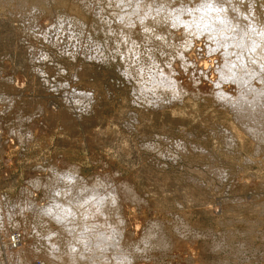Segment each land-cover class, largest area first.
Masks as SVG:
<instances>
[{"label": "rangeland", "instance_id": "rangeland-1", "mask_svg": "<svg viewBox=\"0 0 264 264\" xmlns=\"http://www.w3.org/2000/svg\"><path fill=\"white\" fill-rule=\"evenodd\" d=\"M135 1L0 0V264H264V138L232 111L264 92L247 52L264 51V1L201 17L212 0ZM97 187L90 229L46 209Z\"/></svg>", "mask_w": 264, "mask_h": 264}, {"label": "bare ground", "instance_id": "bare-ground-1", "mask_svg": "<svg viewBox=\"0 0 264 264\" xmlns=\"http://www.w3.org/2000/svg\"><path fill=\"white\" fill-rule=\"evenodd\" d=\"M121 1V0H120ZM134 1V0H133ZM144 1V0H143ZM149 1H151V0H149ZM209 1V0H208ZM211 1V0H210ZM213 1V0H212ZM219 1H221V0H219ZM219 1H216V3L217 2H219ZM223 1V0H222ZM221 1V2H222ZM225 2H227V1H229V0H224ZM223 1V2H224ZM234 1V0H233ZM231 2L233 5H234V2ZM237 1V0H236ZM244 1V0H243ZM243 1L241 2L242 4H244L243 3ZM250 1V0H249ZM264 0H261V4H263L262 2H263ZM116 2H117V0H116ZM142 0L141 1H137V3L138 4H136V1H135V3H134V5H131V8L133 7V6H140V5H142V3H144V2H142ZM154 2V1H153ZM186 2V1H185ZM197 2H198V0H197ZM197 2H195L196 4L195 5H200L199 4V2H198V4H197ZM207 2V1H206ZM206 2H203V3H206ZM214 2V4H212V6L211 5H209L208 3H207V5H204L202 8H199V12L200 13H202V14H200L199 13V15H200V17L201 16H205L206 14H208V16H215V15H217V9H214L215 7L213 6V5H217L216 3H215V1H213ZM225 2H224V4H225ZM239 2V4H241ZM141 3V4H140ZM146 3L148 4V1H146ZM182 3V2H181ZM210 3H212V2H210ZM230 3V2H229ZM237 3H238V1H237ZM136 4V5H135ZM140 4V5H139ZM190 4V3H189ZM201 4H202V2H201ZM223 4V3H222ZM223 4V5H224ZM254 4V3H253ZM144 5V4H143ZM146 5V4H145ZM149 5L151 6V4L149 3ZM193 5V4H192ZM203 5V4H202ZM202 5H200V6H202ZM219 5H220V3H219ZM218 5V6H219ZM225 5H227V3L225 4ZM230 4H228V6H229ZM233 5H231V6H233ZM252 5V4H251ZM257 5H259V4H257ZM136 6V8L137 9H139L140 7H137ZM149 6V7H150ZM191 6V5H190ZM189 6V7H190ZM263 6V5H262ZM147 7V8H146ZM148 7V5L147 6H143V8H145V10L146 9H148L149 8ZM152 7V6H151ZM150 7V8H151ZM193 7V6H192ZM199 7V6H198ZM217 7V6H216ZM234 7V6H233ZM232 7V8H233ZM142 8V7H141ZM142 8V9H143ZM164 8V7H163ZM169 8V7H168ZM225 8H228V7H225ZM224 8V9H225ZM252 8V7H251ZM134 9V8H133ZM137 9H136V13H138V11H137ZM152 9V8H151ZM151 9H150V11H151ZM196 9V8H195ZM149 10V9H148ZM153 10V9H152ZM166 10V9H165ZM170 11H171V9H169ZM194 10V9H193ZM227 10V9H226ZM247 10H248V8H247ZM135 11V10H134ZM143 11H144V9H143ZM143 11H142V13H143ZM158 11L160 12V10H157V13H158ZM220 11V10H219ZM218 11V12H219ZM223 11V10H222ZM256 10L254 9V11L253 12H255ZM140 12V11H139ZM145 12V11H144ZM146 12H148L147 10H146ZM154 12L156 13V10L154 9ZM162 12H164V9H162ZM161 12V15H162V17L164 16L163 14H166V13H162ZM166 12V11H165ZM243 12V11H242ZM262 12V11H261ZM142 13H140V14H142ZM150 13V12H149ZM148 13V14H149ZM168 13V15H169V11L167 12ZM171 13V12H170ZM198 13V12H197ZM204 13V14H203ZM249 13V12H248ZM250 13H252V12H250ZM144 14V13H143ZM141 15V16H144V15ZM151 14V13H150ZM160 13H158V15H159ZM220 14H221V12H220ZM219 14V15H220ZM124 15H126V14H124ZM139 15V14H138ZM146 15V14H145ZM194 15H196V13L194 14ZM198 15V14H197ZM196 15V17H198V20H199V16H197ZM251 15V14H250ZM255 15V14H254ZM120 16H122V14L120 15ZM160 16V15H159ZM167 16V15H166ZM173 16H174V18L173 19H176V14H173ZM182 16V15H181ZM218 16V15H217ZM161 17V16H160ZM161 17V19H164L165 18V16L162 18ZM185 17V16H184ZM257 17H258V15H257ZM263 17V16H262ZM167 18V17H166ZM165 18V19H166ZM170 18V17H169ZM208 19H209V17H207ZM254 18H256V16L254 17ZM171 19V18H170ZM183 18H180V21L182 20ZM193 19H194V17H193ZM193 19H190V20H193ZM201 19V18H200ZM203 19H206V17L205 18H203ZM258 19V18H257ZM138 20V19H137ZM158 21L160 20V19H157ZM167 21H168V18L166 19ZM185 20V19H184ZM184 20L182 21V23L181 24H184V27H183V29L185 28V29H187V28H189V27H191V26H189L188 25V23H186V22H184ZM195 20V19H194ZM156 21V20H155ZM167 21H163V22H167ZM169 21H172V20H169ZM169 21L167 22V25H168V23H169ZM189 21V20H188ZM195 21H197V20H195ZM206 21H208V20H206ZM205 21V22H206ZM257 21V20H256ZM137 22H140L139 20L137 21ZM161 22V21H160ZM162 22V23H163ZM177 22V21H176ZM193 22V21H192ZM191 21H190V23L189 24H191L192 23ZM257 22H259V21H257ZM156 23V22H155ZM172 23V22H171ZM180 23V22H179ZM210 23V22H209ZM209 23H207V24H209ZM157 24V23H156ZM165 24V23H164ZM205 24V23H204ZM258 24V23H257ZM60 25V24H59ZM151 25H153V26H151V27H154V25L155 24H151ZM160 25V24H159ZM166 25V24H165ZM164 25V26H165ZM170 25V24H169ZM180 25V24H179ZM203 25V24H202ZM48 26V25H47ZM161 27L162 29L163 28H165L166 30H167V32L168 33H172L171 31L169 32L168 30H169V26L168 27ZM171 26V25H170ZM201 26V25H200ZM206 26V25H205ZM175 27V26H174ZM174 27L172 28V29H174ZM177 27H180V26H177ZM194 28V27H193ZM253 28V31H254V34H258L259 35V37H260V32H261V34H262V31H264V27H263V25L262 24H260V26H258V27H252ZM171 29V27H170V30H172ZM175 29H178V28H175ZM174 29V31L176 32V31H178L179 32V30H182V27H181V29H179V30H175ZM144 30V29H143ZM220 30V29H219ZM141 31V30H140ZM173 31V30H172ZM173 31V32H174ZM183 31V30H182ZM185 31V30H184ZM174 32V33H175ZM188 32V31H187ZM264 34V33H263ZM136 35V34H135ZM197 35V34H196ZM202 35V34H201ZM211 35V34H210ZM214 35V34H213ZM262 36V35H261ZM197 37H198V35H197ZM206 37H207V35H206ZM262 37H264V36H262ZM261 38V37H260ZM209 39V38H208ZM202 40V39H201ZM214 40H216V39H214ZM218 41V40H217ZM259 41V40H258ZM264 43V42H263ZM214 44V43H213ZM202 45V44H201ZM256 45V44H255ZM260 45V51L261 52H257V51H255V48H256V46L255 47H252V49H250V52L249 51H247L248 52V54H250V53H252L253 54V57L252 56H250V57H252V58H254V60L258 63V65H259V63H260V67H261V63L263 64L264 63V51H263V49L261 48L262 46V44H259ZM258 45V46H259ZM264 45V44H263ZM257 46V47H258ZM171 47V46H170ZM172 48V47H171ZM220 49H222V48H220ZM199 51H201V50H199ZM202 51H203V49H202ZM180 53V55H181V57L182 58H179V59H183L184 61H186L185 59H186V55L184 54V52H179ZM247 54V53H246ZM251 54V55H252ZM195 55V54H194ZM197 55V54H196ZM199 55L200 54H198V56L197 57H199ZM208 55V54H207ZM206 56V55H205ZM218 56V57H217ZM213 57H217V58H219L220 57V55H217L216 54V56L214 55V56H211V58H213ZM194 58L195 59H197L196 58V56H194ZM201 58V57H200ZM200 58H198L197 60L199 61V63L201 64V71L198 73H195L194 75H196V76H198L197 78H196V80L197 79H199L200 77H202V76H204L203 78L205 79V76H206V74H207V70L208 69H206L208 66H210L208 63V59L206 60V58H204V59H200ZM209 58V57H208ZM221 59H222V57H221ZM212 61L213 60H215L214 58L213 59H211ZM219 60L220 59H216V61L217 62H219ZM229 60L230 59H228V62H229ZM225 61H226V59H225ZM232 61V60H231ZM211 62V61H210ZM252 62V61H251ZM214 63V62H213ZM223 63V62H222ZM233 64H235V63H233ZM232 63L230 64V65H233ZM243 64V63H242ZM241 64V65H242ZM215 65V64H214ZM217 65V64H216ZM220 65V63L218 64V66ZM221 65H223V64H221ZM171 67H172V69H176V68H174V66H173V64L172 65H170ZM176 66V65H175ZM177 67V66H176ZM227 67V66H226ZM236 67V66H235ZM255 67H256V65H255ZM244 68V67H243ZM168 69H169V67H168ZM217 68L215 67V70H216ZM231 69V68H230ZM238 69V68H237ZM263 69V68H262ZM180 70V69H179ZM178 70V71H179ZM211 70V69H210ZM209 70V71H210ZM214 70V69H213ZM224 70V69H223ZM226 70H227V68H226ZM228 70H229V68H228ZM227 70V71H228ZM234 70H235V68H234ZM238 70H240V69H238ZM171 70H169V72H170ZM184 71V70H183ZM230 71V70H229ZM247 71V70H246ZM165 72V71H164ZM168 72V73H169ZM174 71H172V73H173ZM177 72V69L175 70V72L174 73H176ZM187 72V71H186ZM214 72V71H213ZM216 72V71H215ZM162 73V72H161ZM178 73H180V71L178 72ZM227 73V72H226ZM229 73V72H228ZM231 73H233V72H231ZM249 73V72H248ZM182 74H186L185 72H183ZM189 74V73H188ZM210 74V76L212 77V73H209ZM153 75V74H152ZM175 76H177L176 74H174ZM179 75V74H178ZM181 75V74H180ZM191 75V74H190ZM193 75V76H194ZM216 75H217V73H216ZM226 75V74H225ZM237 75V74H236ZM165 76H166V74H165ZM170 76V75H169ZM174 76V77H175ZM186 76V75H185ZM185 76H182L181 75V78H183L184 80L183 81H186V82H188V80L187 79H185L184 77ZM209 76V75H208ZM219 76V75H218ZM227 76H228V74H227ZM161 77H162V75H161ZM213 77H215V73H214V75H213ZM213 77H212V79H213ZM222 77V76H221ZM226 77V76H225ZM230 77H232V76H230ZM167 78H169V77H167ZM176 78V77H175ZM179 78V77H178ZM180 78V79H181ZM187 78V77H186ZM162 79H163V81L165 80V77L163 76V78H160V81H158V80H156L157 81V83H158V85H159V87H162V86H160V84L162 83ZM171 79V78H170ZM173 79V78H172ZM171 79V80H172ZM179 79V80H180ZM207 79H209V78H207ZM206 79V80H207ZM212 79L210 78L209 80H210V82H212ZM215 80H217L216 78H214ZM178 81V79H175V81ZM202 80V79H201ZM209 80H208V83H209ZM166 81H168V80H166ZM182 81V79H181V83L180 82H176L178 85H180L181 84V87L183 86L184 88H188L189 89V83H190V81L188 82V83H186V82H183ZM203 81V80H202ZM249 81V80H248ZM172 82V81H171ZM170 82V83H171ZM217 82V81H216ZM250 82H252V81H250ZM213 83H215L214 82V80H213ZM213 83H210V84H213ZM239 83L241 84L242 83V81L240 82V80H239ZM166 84H168L167 82H166ZM165 84V81H164V83L163 84H161V85H163L164 87H166V86H172V85H166ZM177 84H175V85H177ZM217 84V83H216ZM215 84V85H216ZM246 84H248L247 82H246ZM174 84H173V86H175ZM221 85V84H220ZM228 85V84H227ZM250 85V84H249ZM252 85H256V87H257V84H255V82H254V84H252ZM212 85H210V87H211ZM214 86V85H213ZM251 86V85H250ZM168 87H166V88H168ZM176 87V86H175ZM175 87H172V90L170 89V88H168V89H170L171 90V92H173V90H175ZM178 87V86H177ZM180 87V88H181ZM223 87H225V86H223ZM246 87V86H245ZM166 88H164V89H166ZM174 88V89H173ZM211 88H213V87H211ZM210 88V89H211ZM230 88V87H229ZM238 88V90H239V87H237ZM241 88V87H240ZM252 88V87H251ZM258 88V87H257ZM161 89H163V88H161ZM187 89V90H188ZM197 89V88H196ZM209 89V90H210ZM217 90L219 89L220 90V87L219 88H216ZM224 88H221V90H223ZM225 89H226V87H225ZM177 90H179V89H177ZM181 90V89H180ZM213 89H211L210 91H212ZM217 90H216V92H217ZM219 90H218V93H220L219 92ZM220 90V91H221ZM228 90V89H227ZM255 90H258V89H255ZM255 90L253 89V92H255ZM182 91V90H181ZM247 91V90H246ZM251 91V90H250ZM262 92H263V90H261ZM261 91L259 92V91H256L255 93H253L252 92V96H248L249 97V99L248 98H246V96L244 97L243 95L245 94V92L244 93H240L241 95H242V97H244V99L246 98L247 100H245V101H242V100H240V101H238L236 98H235V100L237 101V102H239V103H237L238 104V106L237 105H235V106H237V108L234 110H232V111H234V112H236V118L237 119H239V122L240 121H242V122H240V123H243L244 122V124H248L250 127H256V129L261 133V136L264 138V92L263 93H261ZM177 92V91H176ZM213 92V91H212ZM214 92H215V90H214ZM221 92H224V91H221ZM242 92V91H241ZM225 93H226V90H225ZM224 93V94H225ZM229 93V92H228ZM227 93V95H229ZM213 95H214V99H215V96H217L218 94H215V93H212ZM224 94H221V95H223V96H225L226 98L228 97V96H226V94L224 95ZM232 94V93H231ZM247 95V94H246ZM223 96H221V97H223ZM230 96H233V95H230ZM236 96H237V94H236ZM239 96V95H238ZM237 96V97H238ZM220 97V95L217 97V98H219ZM220 97V98H221ZM224 97V98H225ZM240 97V96H239ZM241 97V98H242ZM229 98V97H228ZM234 98V97H233ZM232 99V97L231 98H229L228 100H231ZM227 100V101H228ZM233 100V99H232ZM234 100V101H235ZM160 101V100H159ZM234 101H232L233 103H234ZM231 103V102H230ZM232 104V103H231ZM232 106V105H231ZM234 108V107H233ZM234 114V113H233ZM236 119V120H237ZM237 122H238V120H237ZM246 122V123H245ZM243 125V124H242ZM241 125V126H242ZM247 126V125H246ZM245 127V126H244ZM250 127H248V128H250ZM246 128V127H245ZM247 129V128H246ZM251 129V128H250ZM249 129V130H250ZM63 176V175H62ZM69 176V175H68ZM74 176V175H73ZM67 177V174L65 175V176H63V177H59L60 179H64L65 180V178ZM76 179V178H75ZM71 180V179H70ZM69 181V180H68ZM67 181V182H68ZM73 182V181H72ZM98 185V184H97ZM109 186V185H108ZM107 186V187H108ZM71 187H73V186H71ZM75 187V186H74ZM96 187V186H95ZM114 188V187H113ZM67 190V189H66ZM102 190V189H101ZM104 190V189H103ZM114 190V189H113ZM105 191V190H104ZM53 192V193H52ZM51 193H52V195H53V197L51 198L52 200H51V204H53V205H46L47 206V208L46 209H48V211H51V213L53 212V216H55L54 217V219H57V218H59V219H61V220H66V222L68 221L67 219H69V218H72L73 216H76V217H78L79 219L78 220H80L81 221V223H79L80 221H78V220H75V219H73V221H75V223L77 222L78 224H79V226L81 227V225H82V228L84 227V226H86L85 225V223L87 222V218L89 219V217H92L94 220H100L102 217V208H101V205H103V203L104 204H106V197L105 198H101L100 196H102V194L101 193H99V190H98V187L97 188H93V189H91L90 191H88V192H84L82 195H78V193H77V195L76 196H71V198H69L70 200H68L67 201V199H66V201H67V204H64V203H62L60 200H59V198H57L56 199V197H57V195H59V191L58 190H54V191H52ZM62 192V191H61ZM70 193V192H69ZM82 192H80V194H81ZM111 193V190H110V192H108V194H110ZM113 193H115V192H113ZM112 193V194H113ZM54 194H56V195H54ZM64 194V193H63ZM62 194V195H63ZM73 195H74V192L72 193ZM107 194V195H108ZM51 195V196H52ZM67 195H68V193H67ZM66 195V196H67ZM60 196V195H59ZM58 196V197H59ZM65 196V197H66ZM69 196V195H68ZM109 197H111L110 195H108ZM108 198V197H107ZM113 198H114V194H113ZM65 199V198H64ZM103 199H105V201L103 200ZM117 199V198H116ZM110 200V202L109 203H111L112 202V204H114L113 203V199H112V197L109 199ZM108 200V201H109ZM112 200V201H111ZM250 201V200H249ZM66 203V202H65ZM111 204V205H112ZM109 205V204H108ZM108 205H107V208H109L108 207ZM110 205V206H111ZM52 206H54L55 207V209L53 210V208H52ZM104 206V205H103ZM102 206V207H103ZM101 208V209H100ZM104 209L105 208H103V211H104ZM53 210V211H52ZM106 210V209H105ZM42 211V210H41ZM47 213V212H46ZM104 214H105V212H104ZM47 215H48V213H47ZM67 216H69V218L67 217ZM51 217H52V215H51ZM105 217H106V215H105ZM75 218V217H74ZM104 218V217H103ZM102 218V219H103ZM71 219V220H72ZM84 219H86V221L84 220ZM93 219H90V220H93ZM71 220H69V221H71ZM85 221V222H84ZM103 220H101V222H102ZM60 222H62V221H60ZM65 222V223H66ZM99 222V221H98ZM73 224H74V222H72ZM70 224V225H72V226H74L73 224ZM91 223V222H90ZM94 223V222H93ZM62 224H64L63 222H62ZM61 224V225H62ZM68 223H66L65 225H67ZM81 224V225H80ZM87 224V223H86ZM89 224V223H88ZM92 224V223H91ZM91 224H89V225H91ZM96 224H97V222H96ZM95 224V225H96ZM101 224V223H100ZM77 225V224H76ZM88 225V226H89ZM93 225V224H92ZM64 226V225H63ZM79 226L78 227H76V228H78L77 229V231L79 230ZM68 227H69V224H68ZM87 227V226H86ZM70 228V227H69ZM68 228V229H69ZM72 228H74V227H72ZM72 228H70L69 230L71 231V229ZM88 228V227H87ZM87 228H85V229H83V231L81 230V228H80V230L82 231H80L81 233V235L84 233V231L87 233V231H86V229ZM91 227H89L88 229H90ZM92 228H93V226H92ZM99 228H100V226H99ZM62 230V229H61ZM68 230V231H69ZM75 230V229H74ZM73 230V231H74ZM93 230V229H92ZM90 231L89 232V234L91 233V232H94V231ZM95 230V229H94ZM99 231H96L97 232V234H99L100 235V233H98V232H103V231H100V229H98ZM112 231H113V229H112ZM76 232V231H75ZM74 232V234L76 235V237H77V235H80L79 234V231L78 232H76V233H78V234H76ZM64 233V232H63ZM71 233H73V232H71ZM95 233V232H94ZM110 233V232H109ZM113 233H115V231H113ZM112 233V234H113ZM68 234H69V232H68ZM89 234H86V235H89ZM96 234V235H97ZM109 235V234H107L106 235V233H105V235H106V237L108 236H112V240H110V239H107L106 241H107V243H109V241H114V237H113V235ZM115 234H117V233H115ZM120 234V233H119ZM70 235V234H69ZM75 235H74V237H75ZM103 235V234H102ZM83 236V235H82ZM84 236H85V233H84ZM71 237H72V235H71ZM75 237V238H76ZM92 237H93V235H92ZM106 237H105V239H106ZM116 237H117V235H116ZM13 238V237H12ZM73 238V237H72ZM78 238V237H77ZM81 238V237H80ZM85 238V237H84ZM99 238H100V236H99ZM120 238V237H119ZM86 239H88V236L86 237ZM86 239H85V241H86ZM97 238H95V240H96ZM105 239H104V241H105ZM117 239H118V237H117ZM77 240V239H76ZM81 241H83V239H80ZM80 240H78L79 241V243L81 244V242H80ZM115 240H116V238H115ZM120 240V239H119ZM91 241H92V239H91ZM96 241H98V239L96 240ZM105 241V242H106ZM105 242H104V244H105ZM87 243H88V241H87ZM90 243V242H89ZM92 243V242H91ZM96 243H98V242H96ZM83 244V243H82ZM84 244H86L85 242H84ZM99 244V243H98ZM113 244V243H112ZM111 244V242L109 243V244H107V247H108V245H112ZM118 244V243H117ZM117 244H116V246H117ZM120 244V243H119ZM90 245V244H89ZM100 245H102L103 246V243L101 242L100 243ZM100 245H97V246H100ZM106 245V244H105ZM97 246H96V248H97ZM101 246V247H102ZM84 247H86L85 245H84ZM89 247V246H88ZM87 247V248H88ZM104 247V246H103ZM110 248H112V246H109ZM92 248V247H91ZM114 248H115V246H114ZM85 249V248H84ZM93 249H94V247H93ZM99 249V248H98ZM98 249H95V250H97L95 253H97V252H99V250ZM101 249H105V248H101ZM86 250V249H85ZM117 250H119V249H117ZM114 251H115V249H114ZM94 252V251H93ZM106 252V251H105ZM117 252V251H116ZM104 253V252H103ZM120 253V252H119ZM101 253L99 252V255H100ZM105 254L107 255L108 253H104V256H105ZM117 254H118V252H117ZM27 255V254H26ZM103 255V254H102ZM114 255H115V252H114ZM51 256V255H50ZM119 256V255H118ZM118 256H116V257H118ZM115 257V256H114ZM120 257V256H119ZM55 258V257H54ZM104 258V257H103ZM101 259V258H100ZM51 260H52V258H51ZM103 260V259H102ZM106 258H105V260H103V261H105L106 262ZM102 262V261H101ZM105 264V263H104Z\"/></svg>", "mask_w": 264, "mask_h": 264}]
</instances>
